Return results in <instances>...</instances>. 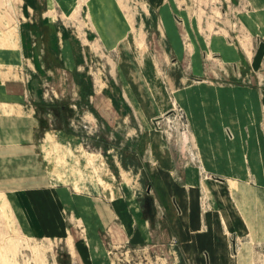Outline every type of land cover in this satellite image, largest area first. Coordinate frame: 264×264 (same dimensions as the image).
<instances>
[{"label": "rangeland", "instance_id": "rangeland-1", "mask_svg": "<svg viewBox=\"0 0 264 264\" xmlns=\"http://www.w3.org/2000/svg\"><path fill=\"white\" fill-rule=\"evenodd\" d=\"M0 264H264V0H0Z\"/></svg>", "mask_w": 264, "mask_h": 264}, {"label": "crops", "instance_id": "crops-1", "mask_svg": "<svg viewBox=\"0 0 264 264\" xmlns=\"http://www.w3.org/2000/svg\"><path fill=\"white\" fill-rule=\"evenodd\" d=\"M6 79L8 81H6L4 83V93L8 96H12V97H16V98L21 96V89H20L21 86L16 87L20 80L16 79V78H6ZM55 201L56 200H54L53 202H55ZM145 216H148V218L146 217L147 218L146 219ZM139 217L141 220H143L146 223V225L144 224L145 226H147L148 224H150L153 221H154L153 223L156 225L160 224V222L157 221V219H155L156 214L154 215V213L151 211H148V210L142 211V212L140 211ZM146 231H147V229H146ZM135 235L138 239L146 238L142 232H139L138 234H135ZM148 235H149V231H148Z\"/></svg>", "mask_w": 264, "mask_h": 264}]
</instances>
